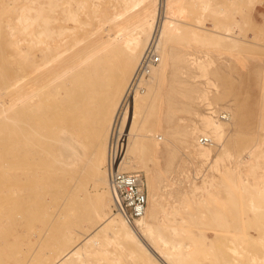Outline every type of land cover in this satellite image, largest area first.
Returning <instances> with one entry per match:
<instances>
[{
  "label": "bare ground",
  "instance_id": "bare-ground-1",
  "mask_svg": "<svg viewBox=\"0 0 264 264\" xmlns=\"http://www.w3.org/2000/svg\"><path fill=\"white\" fill-rule=\"evenodd\" d=\"M188 4L200 7L195 22L186 20L185 5ZM212 4L211 0H0V54L9 51L10 56L19 57V63H15L16 77L6 80L0 92V117L5 116L7 128L6 139L3 137L7 147L6 150L3 147V161L6 159L10 168L13 165L21 171L14 179L30 176L29 185L26 182L28 187L19 194L22 214L18 221L28 230L37 228L47 233L53 228L62 229L58 221L64 214L73 217L68 226H73L72 232L68 236L58 235L54 242V258L39 264H82L90 255L88 248L99 243L102 237L109 240L108 244L116 242L122 248L125 244L137 246L157 264H185L193 254L191 243L179 241L175 236L167 238L162 231L170 228L176 236L180 232L176 214L186 207L182 204L184 200L168 203V206L163 202L164 195L171 196L177 187L161 186L144 164L146 156L158 150L151 139L163 138L155 133L156 129L166 117L174 114L157 116L160 83L177 62L183 63L180 69L184 71L187 68L198 70L200 74H195V78H207L214 62L208 53L201 57L190 51L183 52L174 43L189 36L191 41L203 46L226 43L225 46L236 47L242 40L233 34L231 23L221 27L206 24V14L212 12L214 16L222 10ZM132 7L133 11L129 12ZM105 30L114 33L105 38ZM4 41L6 45L2 46ZM156 55V65L146 59ZM103 80H108L111 93L100 99L101 113L107 117L102 125L103 118L97 116L96 128L104 130L102 136L107 143L88 156L84 150L83 154L79 152L82 142L77 141L75 134L89 122L90 113L84 106L96 98V85ZM209 83L215 86L212 81ZM62 90L65 95L60 99ZM4 95L9 99L4 100ZM190 98H201L208 106L213 105L208 88L193 89ZM66 106L70 110H65ZM223 109L210 108V114H196L201 122H194L191 127L193 134H200L195 138L197 155L209 164L207 173L201 169L196 172V175L203 174L201 181L188 176L189 189L186 190L197 202L204 201L217 188L220 180L217 172H235L243 185H255L258 168L255 149L263 148L260 154H264V140L238 155L229 151L224 138L232 114L229 107ZM68 112L70 120L64 115ZM94 112L99 113L98 109ZM54 113L62 117L55 118ZM223 113L226 119L221 117ZM141 115L146 116L144 123L152 120L156 124L148 131L150 134L140 137L137 133L138 137H134L133 130ZM16 117L18 123L14 120ZM231 127L235 128L236 124L231 123ZM17 138L21 140L18 148ZM201 138H207L209 143H201ZM216 142H223L221 149L215 150ZM43 148L56 159L59 175L58 186L53 190L56 195L48 200L34 166L39 156L43 157ZM226 158L234 164L231 170L224 163ZM143 167L147 173V207L142 216L131 221L120 208L114 172L119 168L133 173ZM84 181L93 183L94 194L82 189ZM251 207L260 208L253 200ZM37 232L39 234V230ZM262 241V248L250 256V264H264ZM127 248L129 255L136 256L135 250ZM231 249L235 255L240 253L237 248ZM34 254L31 253V259Z\"/></svg>",
  "mask_w": 264,
  "mask_h": 264
},
{
  "label": "rangeland",
  "instance_id": "rangeland-1",
  "mask_svg": "<svg viewBox=\"0 0 264 264\" xmlns=\"http://www.w3.org/2000/svg\"><path fill=\"white\" fill-rule=\"evenodd\" d=\"M211 1L212 6L222 10L214 15L216 17L213 16L214 13L212 12L206 14L208 16H206V24L212 26L214 23L215 25L212 27H216V25L221 27L231 23L234 30L233 34L239 36L242 40L236 47L228 44L225 46L226 43L203 46L200 43L191 41L189 36L181 39L178 43H174L177 49L183 50V52L190 51L201 57L208 53L214 62L209 68L207 78H195L194 75L200 74V72L193 68L185 69V73L183 69H180L183 63L177 62L175 68L173 66L171 69V73L160 83L161 93L159 98L161 99H159L160 103L157 106V116L159 118V116L162 117V115L165 116L168 113L174 114L172 117H166V121H163L160 128L156 129L155 133L163 136V138L151 139L157 144L158 150L150 154L152 156H146L144 165L145 168L150 169L149 173H153L157 177L156 179L161 182V186L168 184L177 187L171 196L169 194L164 195L163 202L166 204L165 206H168V203H174L175 201L177 203L184 200L182 204L186 206L185 209H179L176 214L180 229L179 234L177 236L173 235L170 228H165L162 231L167 238L175 236L179 241L191 243V249L194 252L185 264H250V256L253 252H258L262 248V240H264V210H262L264 209V154H260L263 148H254L258 154L256 156L258 168L256 170L257 178L254 181L255 185H243L238 175L230 171L227 173L217 172L216 175L220 179L217 188L212 191L213 193L210 196H206L204 201L197 202L186 189H189L188 181L190 177L198 181L202 180L203 174L196 175L199 169L203 173L209 171V164L204 163V160L197 155L198 144L195 138L199 133L193 134L191 130L194 122L198 124L201 122L196 114H208L210 108L224 110L223 108L226 106L229 107L232 114L231 123L236 124V127L232 128L231 123L226 124L227 137L224 138V144H227L233 155H238L264 140V0ZM185 6L186 20L195 22L200 13V7L197 4ZM133 9L132 7L129 12ZM113 33L114 31L105 30L103 35L108 38L109 34ZM1 45L5 46V41ZM9 53L8 51L0 54V92L6 86V80L9 81L16 77L17 73L15 63H19V57L10 56ZM210 81L215 86L210 84ZM196 88H208L213 105L208 106V103L201 98L192 100L190 95L193 93V89ZM110 89L108 80L101 81L96 85V91L98 92L96 98L94 97L84 106V109L89 110L90 115L88 117L90 120L85 127L79 128L75 134L77 141L80 139L79 141L82 142V145L80 144L82 149L79 150L81 154L85 152L89 156L107 143L105 137L102 136L104 130L96 128V118L97 116L103 118L101 120L102 124L107 117L104 116L103 112L101 113L102 102H100V99L102 96L111 93ZM64 95L65 90H62L58 98L62 99ZM3 99L7 100L9 96L4 95ZM69 108L66 106L65 110ZM149 108H147V111H149ZM97 109L99 113L96 114L94 110ZM54 115L58 119H60L59 116L62 117V114L58 116L54 113ZM64 115L68 120L71 119L70 112H68V115L67 113ZM17 117L14 119L17 121L16 123L19 122V117ZM145 118V115L139 116V124L133 130L134 137L137 136V133L141 134L138 135L140 137L148 135L150 134L148 131L154 128L153 125L156 123L152 120H147V123H144ZM4 119L5 116L2 115L0 117V264H39L42 260L54 258V242L59 238L58 235L63 237L66 234L68 236L72 232L73 226H68L73 217L64 214L59 219L58 224L60 222L61 228H66L64 233L62 229L55 230L53 228V231L50 230L44 233L42 229L36 228L37 231L39 230L38 234L36 229L28 230L26 226L20 225L22 212L19 210L21 209L19 196L23 189L28 187L30 176L25 175L20 179H14L16 174L21 171L15 167L13 168V165H10L12 166L10 168L6 159L3 161L7 149L5 147L6 140H4L7 132ZM141 120L143 121L140 124ZM14 128L17 129V127ZM20 142L21 140L17 138V148ZM222 145L223 142H216L215 150L221 149ZM52 148L55 149L54 146ZM42 151L44 153L43 157L42 155L39 156L36 165L32 164V166H35L39 177V185L41 184L43 185L42 188H45L44 196L48 200L56 195L53 190L58 186L59 175L56 172L58 165L56 159L51 157L52 154L48 149L43 148ZM118 158L117 154V160ZM229 162L230 160L226 158L224 163L228 164L231 170L230 167H233L234 164ZM5 165L8 167L2 168ZM28 166L32 169L30 164ZM138 172L143 175L144 181L147 182V173L144 167L143 170ZM213 172L210 171V173ZM26 182L28 185H26ZM82 189L87 190L91 195L94 194L91 181H84ZM161 191L162 189H160ZM169 191L167 192L169 193ZM41 196L42 194L40 199ZM252 200L260 208H252ZM245 205L247 206L246 209ZM35 223L33 222V224ZM39 238H41L40 244L38 243ZM108 241L102 237L101 241L97 243L98 245L95 244L92 248H88L89 250H87L90 253H87L90 255L88 254L86 262L84 261L82 264H94V262L99 264H157L143 250H139L140 248L137 246L125 244L122 248L120 244L116 242V244L114 242V244H110V242L108 244ZM127 247L135 250L136 256L129 255ZM231 247L237 248L240 253L235 255ZM31 253H35L32 259ZM29 256L32 260L30 262ZM25 259L28 260L26 263Z\"/></svg>",
  "mask_w": 264,
  "mask_h": 264
},
{
  "label": "built area",
  "instance_id": "built-area-1",
  "mask_svg": "<svg viewBox=\"0 0 264 264\" xmlns=\"http://www.w3.org/2000/svg\"><path fill=\"white\" fill-rule=\"evenodd\" d=\"M148 58V59H147ZM148 62L157 63L158 56H147ZM226 119V114L221 115ZM201 143L208 144L207 138H201ZM114 183L120 200V208L124 210L129 219L142 216L147 207L148 194L143 175L140 172H127L119 168L114 172Z\"/></svg>",
  "mask_w": 264,
  "mask_h": 264
}]
</instances>
